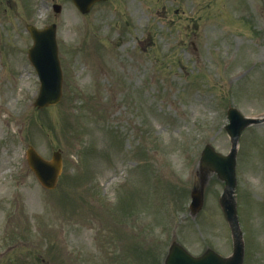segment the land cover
I'll use <instances>...</instances> for the list:
<instances>
[{"label": "rangeland", "instance_id": "rangeland-1", "mask_svg": "<svg viewBox=\"0 0 264 264\" xmlns=\"http://www.w3.org/2000/svg\"><path fill=\"white\" fill-rule=\"evenodd\" d=\"M48 24L63 97L36 111L26 27ZM231 107L264 116L260 0H110L85 16L69 0H0V264H162L171 242L229 256L223 184L197 164L206 144L228 154ZM29 146L60 150L53 191L28 170ZM236 156L243 264H264V124Z\"/></svg>", "mask_w": 264, "mask_h": 264}, {"label": "water", "instance_id": "water-1", "mask_svg": "<svg viewBox=\"0 0 264 264\" xmlns=\"http://www.w3.org/2000/svg\"><path fill=\"white\" fill-rule=\"evenodd\" d=\"M70 1L81 14H86L95 3L106 0ZM55 12H59V8L55 7ZM54 31V26L42 31H37L33 27L28 28V32L33 41L32 48L28 50V60L40 81V95L35 102V106L38 108L57 104L61 96V72L57 58ZM227 120L229 121V125L226 126V130L231 137L232 143L229 155L227 157H221L208 147L201 156L199 168L201 171L215 173L225 183L223 194L219 199V205L230 229L233 244L232 255L228 258H222L213 251L206 250L200 257H192L176 243H172L164 260V264H242L243 243L237 222L235 203L232 197L235 187V146L240 131L253 122L241 119L233 110H228ZM26 160L30 170L34 173L41 186L47 190L53 189L61 171L60 155L54 153L51 161L46 162L32 148H29L26 151ZM201 187L202 182H200L198 190L191 195L192 202L190 209L193 215L202 206Z\"/></svg>", "mask_w": 264, "mask_h": 264}]
</instances>
